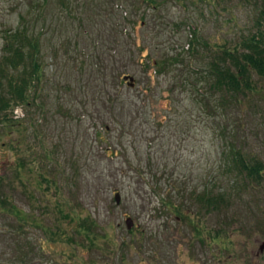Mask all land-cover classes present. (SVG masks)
<instances>
[{
	"label": "rangeland",
	"instance_id": "374dc122",
	"mask_svg": "<svg viewBox=\"0 0 264 264\" xmlns=\"http://www.w3.org/2000/svg\"><path fill=\"white\" fill-rule=\"evenodd\" d=\"M262 11L0 0V56L25 22L39 65L28 104L0 111V247L15 227L40 264H264V78L250 72L237 94L214 87ZM238 154L260 165L258 182L238 175ZM206 191L223 197L215 210L198 202Z\"/></svg>",
	"mask_w": 264,
	"mask_h": 264
},
{
	"label": "trees",
	"instance_id": "16d2710c",
	"mask_svg": "<svg viewBox=\"0 0 264 264\" xmlns=\"http://www.w3.org/2000/svg\"><path fill=\"white\" fill-rule=\"evenodd\" d=\"M257 2L264 8V0H257ZM258 15L256 19L257 32L243 43L245 52L225 51L223 53L224 64L220 69L215 70L217 80L214 87L227 93L237 94L249 87L248 74L250 72L264 78V11ZM27 24L21 23L17 29L7 33L4 37L3 52L0 56V111L10 103L15 106L27 105L28 97L24 91L29 90L32 83L39 81V65L35 55L37 39L32 37L28 28L25 27ZM232 69L235 71L233 72ZM2 119L4 122L1 124L5 126L8 118L6 115H2ZM232 161L239 176H243L250 182L260 180L261 167L259 164L248 165L240 154L233 155ZM221 199H223L222 195L212 198L206 191L199 195L198 202L201 208L210 211L215 210L216 203L218 204ZM2 207L6 211L7 207L4 205ZM8 207L7 211L15 216L17 214L15 208ZM4 230L0 247V264H37V262L40 264V261L45 259L44 254L36 257L30 256L24 251L28 247L16 240L20 239L22 235H19L21 232L16 233L15 227H4ZM11 248H14V252H11Z\"/></svg>",
	"mask_w": 264,
	"mask_h": 264
},
{
	"label": "water",
	"instance_id": "95a60500",
	"mask_svg": "<svg viewBox=\"0 0 264 264\" xmlns=\"http://www.w3.org/2000/svg\"><path fill=\"white\" fill-rule=\"evenodd\" d=\"M123 80L128 81L127 86L129 88L134 87V83H133L134 80H133L132 77L125 76V77H123ZM114 198H115V203L118 205L119 204V200H120L119 199L120 198L119 194L115 193ZM124 224H125V227H126L127 230H131L133 225H134V223H133L131 218H126L125 221H124ZM263 249H264V243H262L261 246L259 247L260 251L263 250Z\"/></svg>",
	"mask_w": 264,
	"mask_h": 264
}]
</instances>
